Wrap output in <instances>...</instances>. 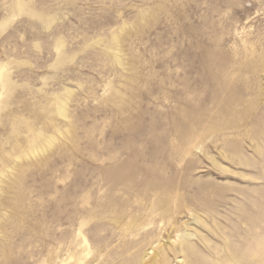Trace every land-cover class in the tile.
Segmentation results:
<instances>
[{"label": "rangeland", "instance_id": "374dc122", "mask_svg": "<svg viewBox=\"0 0 264 264\" xmlns=\"http://www.w3.org/2000/svg\"><path fill=\"white\" fill-rule=\"evenodd\" d=\"M183 250L264 264V0H0V264Z\"/></svg>", "mask_w": 264, "mask_h": 264}, {"label": "bare ground", "instance_id": "6f19581e", "mask_svg": "<svg viewBox=\"0 0 264 264\" xmlns=\"http://www.w3.org/2000/svg\"><path fill=\"white\" fill-rule=\"evenodd\" d=\"M151 225V224H150ZM187 236H189V235H187ZM188 246V245H187ZM184 248V247H183ZM188 248V247H187ZM179 249H180V247H179ZM185 249H186V247H185ZM180 250H182V247H181V249ZM184 251V250H183ZM183 251H181V253L183 252ZM185 252V254L183 255V257H185V264H191L192 262L191 261H189L188 260V255H189V252L186 250V251H184ZM164 254V253H163ZM167 254V253H166ZM165 254V255H166ZM188 254V255H187ZM229 254V253H228ZM168 259V258H167ZM196 264V263H195Z\"/></svg>", "mask_w": 264, "mask_h": 264}]
</instances>
